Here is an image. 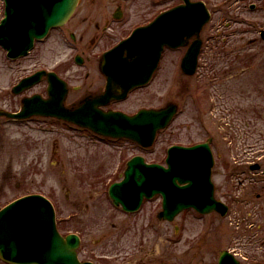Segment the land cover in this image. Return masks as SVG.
Returning a JSON list of instances; mask_svg holds the SVG:
<instances>
[{"label":"rangeland","instance_id":"rangeland-1","mask_svg":"<svg viewBox=\"0 0 264 264\" xmlns=\"http://www.w3.org/2000/svg\"><path fill=\"white\" fill-rule=\"evenodd\" d=\"M205 1L211 19L201 33L195 75L180 69L187 48L167 49L147 88L108 107L134 114L178 105L179 114L154 145L142 149L126 140L100 139L50 119L0 118V209L27 194L45 195L55 205L60 230L81 236L80 259L95 264H219L225 250L241 264H264V0ZM173 6L166 2L165 10ZM3 16L0 0V21ZM84 51L90 68L77 66L71 60L76 52L59 39L38 44L15 61L0 47V110L18 112L25 95L46 97L43 84L21 96L11 91L19 80L41 70H56L66 79L68 105L104 86L98 69L101 50ZM210 138L211 179L216 198L230 206L226 216L188 210L172 221L159 220L160 196L146 201L137 214L113 207L108 189L121 180L132 157L165 164L170 146ZM255 163L261 170L249 172Z\"/></svg>","mask_w":264,"mask_h":264},{"label":"water","instance_id":"water-1","mask_svg":"<svg viewBox=\"0 0 264 264\" xmlns=\"http://www.w3.org/2000/svg\"><path fill=\"white\" fill-rule=\"evenodd\" d=\"M147 27L139 28L126 41L104 54L101 71L107 78L103 95L88 98L74 110L63 103L67 94L64 83L57 86V77L48 100L36 95L26 98L18 113L0 110V117L11 119L52 116L89 128L104 136L132 139L150 147L159 130L165 129L177 112V105L162 109H144L133 116L100 109L113 100L125 99L138 86L150 82L165 47L186 46L196 37L183 60V72L193 75L202 46L199 38L210 13L203 2L184 0ZM5 17L0 24V45L11 58L26 55L36 39L64 24L73 14L79 0H4ZM264 37V31L262 33ZM45 72L24 79L14 88L19 94L39 82ZM52 75V76H51ZM167 167L148 164L137 156L128 162L125 178L110 188L116 205L136 211L145 197L163 196L160 219L172 221L188 208L208 214L226 215L228 206L215 199L211 180L214 158L208 143L193 147L172 146L168 150ZM259 166H254L258 168ZM80 238L75 234L60 235L52 204L41 195L18 199L0 211V259L11 264H94L81 262L77 249ZM220 264H239L228 251L220 254Z\"/></svg>","mask_w":264,"mask_h":264},{"label":"flooded vegetation","instance_id":"flooded-vegetation-1","mask_svg":"<svg viewBox=\"0 0 264 264\" xmlns=\"http://www.w3.org/2000/svg\"><path fill=\"white\" fill-rule=\"evenodd\" d=\"M191 1H203L206 3L205 0ZM166 2H172L175 6H178L183 3V0H79L70 19L63 25L50 31L45 42H49L51 39H59L63 46L76 52L75 56H71V60L73 59L74 63L79 67L90 68L91 58L85 56V49L93 52H95L94 50H101V55L99 54L98 69L99 73L105 78V85L96 90L87 92L81 97V99L72 102L70 105L67 103L70 92L69 84L56 70H49L56 72V74L67 83V95L64 102L67 108H75L86 97H94L104 93L107 79L100 67L103 54L128 39L136 29L148 26L156 18L164 14L166 11ZM81 29H83L84 36L79 38L77 33L80 32ZM85 40H87V44L83 45L82 42H85ZM194 40L195 38L189 39L187 45L182 48L188 49ZM88 74L89 71L85 76L88 77ZM40 84H43L46 87L47 95V87L49 84L48 79H43ZM147 87L148 86L138 88L134 90V92ZM34 88L26 91V93L31 92ZM80 88H82V86L75 88V90L79 91ZM32 95H25L22 100L25 97ZM117 103L118 102L112 103V105ZM110 106L111 104L109 107Z\"/></svg>","mask_w":264,"mask_h":264}]
</instances>
